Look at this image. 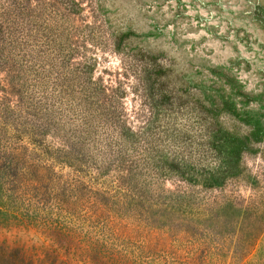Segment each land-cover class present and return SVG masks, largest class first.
I'll list each match as a JSON object with an SVG mask.
<instances>
[{
	"label": "rangeland",
	"instance_id": "obj_1",
	"mask_svg": "<svg viewBox=\"0 0 264 264\" xmlns=\"http://www.w3.org/2000/svg\"><path fill=\"white\" fill-rule=\"evenodd\" d=\"M41 1L15 12L77 23L51 74L64 84L67 151L0 111V147L31 136L57 157L15 176L23 157L0 152V264H264V0ZM102 85L117 90L124 126L148 124L153 99L163 117L151 126L174 140L203 125L233 171L220 185L168 171L156 181L103 157ZM156 149L158 164L172 151Z\"/></svg>",
	"mask_w": 264,
	"mask_h": 264
},
{
	"label": "trees",
	"instance_id": "obj_2",
	"mask_svg": "<svg viewBox=\"0 0 264 264\" xmlns=\"http://www.w3.org/2000/svg\"><path fill=\"white\" fill-rule=\"evenodd\" d=\"M21 4V0H7L5 5L0 4V74H3V77H0V111L11 116L17 114V119L13 120H20L26 125V129L33 130L32 136L38 137L51 131L62 146L58 154L65 153L67 99L64 90L55 92L57 86L64 88V84L60 85L51 74L53 67H59L55 59L61 63L66 62L68 42L77 30L76 19L56 14L21 15L15 12L20 7L23 9ZM41 5L50 6V2L42 0ZM12 93L19 98L12 99ZM158 94L161 95V91ZM119 102L117 90L107 85L100 87V127L103 129L100 151L103 157L118 163H129L131 171L136 170L137 175L142 173V176L156 181L166 177L165 172L168 171L173 172L178 182L191 181L194 174H200L220 185L221 180L233 171L228 160L212 155L211 148L215 146L206 143L207 135L203 137V129L206 127L203 125L196 129V135L193 133L194 140H190L192 137L184 139L182 134L181 137L171 135L174 140H168L165 130L149 124L160 114V105L156 101L152 99L149 104L144 103L145 107H148L149 123L147 124L146 120L144 125L137 129L122 124L124 114L119 110ZM111 110H116L118 114ZM160 117L163 115L160 114ZM173 124V131H177ZM8 125L9 123L7 127ZM185 130L184 134L187 132V129ZM30 137L27 142H23L27 143V146L14 147L7 144L0 147L2 159L14 155L15 152H19L23 157L22 166L15 176L28 175L34 167L44 170L57 161L55 151L48 153L43 150L44 147H49L48 144ZM165 145L172 151L165 155L157 154L156 159L161 162L158 164L153 155L158 153L157 147L163 148ZM28 153L37 154V161L25 158ZM39 161L41 163L38 164ZM171 194L172 199L176 201L175 194Z\"/></svg>",
	"mask_w": 264,
	"mask_h": 264
}]
</instances>
